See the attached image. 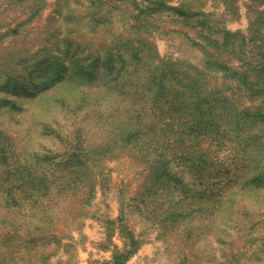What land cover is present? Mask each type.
I'll return each instance as SVG.
<instances>
[{
  "label": "rangeland",
  "instance_id": "374dc122",
  "mask_svg": "<svg viewBox=\"0 0 264 264\" xmlns=\"http://www.w3.org/2000/svg\"><path fill=\"white\" fill-rule=\"evenodd\" d=\"M0 264H264V0H0Z\"/></svg>",
  "mask_w": 264,
  "mask_h": 264
}]
</instances>
